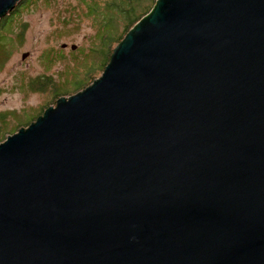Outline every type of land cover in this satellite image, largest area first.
<instances>
[{
  "label": "water",
  "instance_id": "95a60500",
  "mask_svg": "<svg viewBox=\"0 0 264 264\" xmlns=\"http://www.w3.org/2000/svg\"><path fill=\"white\" fill-rule=\"evenodd\" d=\"M0 264H264V0H157L0 143Z\"/></svg>",
  "mask_w": 264,
  "mask_h": 264
},
{
  "label": "rangeland",
  "instance_id": "374dc122",
  "mask_svg": "<svg viewBox=\"0 0 264 264\" xmlns=\"http://www.w3.org/2000/svg\"><path fill=\"white\" fill-rule=\"evenodd\" d=\"M31 1L12 13L10 22L0 24V116L5 114L11 127L56 104L50 84L42 91L33 88L37 79L49 77L62 90H71L103 57L93 51L99 48L98 19L89 13L90 0ZM9 123L0 128V134L9 131L0 143L13 132Z\"/></svg>",
  "mask_w": 264,
  "mask_h": 264
},
{
  "label": "trees",
  "instance_id": "16d2710c",
  "mask_svg": "<svg viewBox=\"0 0 264 264\" xmlns=\"http://www.w3.org/2000/svg\"><path fill=\"white\" fill-rule=\"evenodd\" d=\"M157 0H90L87 2L88 10L91 15H94L97 21V30L95 38L98 40L99 48H94L93 51L99 55H103L99 65L94 67L90 66L87 68L83 78H78L73 83V89L62 90L61 86L57 84L52 78L47 77L44 80L37 79L33 84V88L37 91L45 90L50 84L54 92V100L62 96H66L74 92L75 90L80 91L83 88L90 85L96 78L98 73L100 74L105 69V66L110 60L113 50L117 44L121 42L127 32L146 14H148L155 6ZM32 1L23 0L17 4V6L7 16L0 19V24L10 22L13 17L12 13L20 11L24 7H27ZM2 36V35H1ZM51 105V104H49ZM47 105L46 107H49ZM43 110L35 118H30L17 124L15 127H11V124L7 122L6 115L0 116V128L2 125L10 124V130L13 133L19 130L21 127L28 126L31 122L35 121L38 116L44 113ZM7 130L2 131L0 134V142L5 139L4 136L7 134Z\"/></svg>",
  "mask_w": 264,
  "mask_h": 264
}]
</instances>
